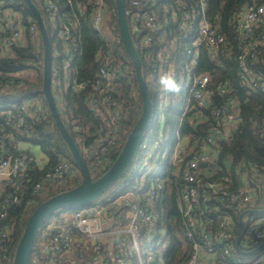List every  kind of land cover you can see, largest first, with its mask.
I'll list each match as a JSON object with an SVG mask.
<instances>
[{
	"label": "built area",
	"instance_id": "built-area-1",
	"mask_svg": "<svg viewBox=\"0 0 264 264\" xmlns=\"http://www.w3.org/2000/svg\"><path fill=\"white\" fill-rule=\"evenodd\" d=\"M41 1L55 22L59 12L56 2ZM128 3L132 8H127L132 33L137 34L144 47L152 48L160 15L164 23H176L190 43L186 45L185 58L181 62L175 55L166 54L163 57L162 54L159 64H154L159 75L172 70L179 85L183 80L187 82V92L184 93L187 103L182 109L180 124L182 126L189 122L193 129H198L196 133L185 136L181 135L179 129L171 155L178 207L187 227L184 234L192 244L189 258L183 264H227L217 259L218 244L223 246L224 255L234 256L233 264H264V218L250 215L253 210L264 207V167L256 163L238 164L235 167L241 183L238 189L234 187L230 167L229 174L215 179L216 174L223 170L218 165L221 142L233 138L241 119L240 99L230 79L216 80L213 73L204 72L206 65L203 64L202 54H207L209 60L220 65L221 59L228 58L234 46L220 26L209 18L208 0H190V4L177 2L176 5L161 0H128ZM88 8L93 28L104 30L105 17L111 14L106 0H86L78 13L83 15ZM75 27L76 23L70 21L59 33L65 51L69 53L73 48ZM233 29L237 38L241 86L248 92L256 91L264 95V75L254 69L258 59L264 58V3L245 1L236 14ZM144 30L148 32L143 34ZM38 34L36 22L31 18L25 22L21 14L12 8H3V2L0 1V60L11 57L13 47L26 46L29 40H36ZM120 43V36L114 37L109 55L102 60L100 73L93 85L101 92L103 103L108 109L105 119L113 135L122 120V103L115 99V94L118 92L116 80L125 71L112 61L113 51L117 50ZM97 55H101V50H98ZM75 56L72 55L67 61V68L73 64ZM58 75L59 71L53 70V76ZM56 82V78L53 79V83ZM20 87L8 81L0 84V94L17 92ZM73 87L79 92L88 87V82L75 79ZM159 95L161 100L165 99L166 94L160 92ZM14 109L22 115H15ZM41 109L43 104L35 107L12 104L10 109L2 113L7 116V120L5 127L0 128V220L6 218L11 206L25 199L28 172L32 165L40 166L36 155L29 150L28 142L19 141L14 148L10 143L16 137V132L29 137L31 124L48 123ZM76 129L80 131L82 127L76 125ZM160 136L162 138L163 134ZM261 136H264V130H261ZM107 140L117 144L110 135ZM25 143L29 148L23 146ZM160 145L158 141L153 145L145 143V140L142 143L139 154L142 153V164L147 165V169L155 167V164H151L155 157L160 156ZM202 164L206 166L202 167ZM143 169L140 168L141 171ZM75 174L76 169L69 161L60 160L47 172L46 180L62 183ZM42 188V184H37L34 195H38ZM165 189V183L156 182L146 191L139 189L114 199L109 197L99 204L92 203L66 216L61 223L51 227L53 237L47 238L46 231L41 234L40 247L47 256L42 264H63L60 257L71 251L77 243H83L97 254L91 260L92 264H165L164 251L168 244L162 242L161 236L165 231L160 225L162 212L158 209L164 199ZM28 203L31 204L30 201ZM219 203L245 210L241 217L249 213L248 229L243 236V226L237 235L233 217L219 212ZM214 213L215 218H212L210 214ZM10 235L9 229L0 230V246L10 239ZM258 249L260 253L255 256ZM240 250L244 251L245 257H237Z\"/></svg>",
	"mask_w": 264,
	"mask_h": 264
},
{
	"label": "trees",
	"instance_id": "trees-1",
	"mask_svg": "<svg viewBox=\"0 0 264 264\" xmlns=\"http://www.w3.org/2000/svg\"><path fill=\"white\" fill-rule=\"evenodd\" d=\"M0 1L3 2V8H12L21 14L25 22L28 18L36 22L34 16L22 0ZM33 1L44 15L53 46V70L57 69L59 71L57 77L53 76V79L56 78L57 82L52 84L54 96L58 92L61 99L62 108H60V104L55 98L59 111L80 149L83 147L81 151L87 160L91 175L94 179H97L116 160L142 109V99L134 67L122 43L117 45V50L113 51L112 58V61L121 66L125 71L116 80L118 92L115 94V99L122 103V120H120L115 135L109 132L108 122L105 120L108 117V109L103 103L101 92L93 87L100 73L101 62L109 55L114 37L119 35L115 2L114 0H106L111 14L108 21L105 22L104 20L103 22V26H106L105 29L98 31L93 28L90 21L89 8L83 15L78 13L79 7H83L86 0H54L59 9L55 22L52 21L51 15L45 10L41 0ZM245 1L247 0H208L209 18L220 26L234 48L231 50L228 58L221 59L220 65L209 60L207 54H202L203 64L206 65L204 72L213 73L216 80L230 79L233 86L236 87L237 96L240 99L241 119L233 138L230 141L221 142L218 165L223 170L218 175L216 174V178L214 177L218 179L220 176L229 174L228 167H230L234 187L237 189L241 184L235 168L238 164L247 163L249 165L256 163L264 167V136H261V130H264V95L256 91L248 92L246 88L241 86L238 77L237 38L233 29V22L239 8ZM251 1L264 3V0ZM161 2L171 5H176L177 2L190 4V0H161ZM127 8L132 10L128 0ZM70 21L76 23V27L73 29V48L71 53L65 51L64 41L59 34L60 30L66 24H69ZM158 24V28L154 32V43L151 49L142 45L141 39L138 38L137 34L133 33V37L142 55L149 94L155 105L154 119L146 133L145 143L153 145L158 141L161 144L159 150L160 156L155 157V161L152 160L151 166L155 164V167L153 166L150 170L147 169V165L144 166L142 164V153L140 152L138 158L135 160L138 164L132 168L130 167L125 175L107 193L113 195L111 198L114 199L130 191L139 189L146 191L156 182L165 183L164 199L158 205V209L162 212L160 225L165 231V234L161 236L162 242L168 244L166 251H164L165 264H183L189 258L192 244L184 234L187 227L178 207V192L175 179L172 175L171 155L177 142V132L179 129L183 136L196 133L198 129H193L189 122H185L181 126L182 110L178 102L174 103L175 98H177L176 94H166L164 100L160 99L159 94L161 91L157 84L159 74L154 64H159L162 54H164L163 57L166 54L175 55L178 62H181L185 58L186 45H190V43L176 23L166 24L160 15ZM146 32L148 31L144 30L143 34ZM98 50H101V55L99 56L97 55ZM12 53L11 57L0 60V84L12 81L15 85H20L21 87L17 92L0 94V128L5 127L7 120V116L2 113L10 109L12 104H28L34 107L37 104H43L44 109L41 114L46 117L48 123L46 125L31 124L32 131L29 133V137L26 134L16 132V137L11 140L12 143L10 144L14 148L15 144H18L19 141H24L28 142L31 146L39 147L45 154L47 163L42 168L37 165L31 166L25 183V199L20 204L11 206L6 218L0 220V230L9 229L11 232L10 239L0 246V264H12L18 241L29 216L35 208L48 198L72 189L82 180L81 173L62 140L44 100L42 93L43 47L40 35L38 34V38L34 41L29 40L26 46L13 47ZM72 55H76L75 59L70 68H67V61L72 58ZM254 69L261 71L264 75L263 57L258 59L254 65ZM33 74L35 75L34 79L30 77ZM148 76L153 80V84L151 85L147 81ZM75 79L88 82V87L82 91H76L73 87ZM179 95L182 98L184 97L183 92H180ZM14 113L15 115H22L17 109H14ZM76 125H80L82 130H77ZM168 132L170 133L167 137ZM160 134H163L162 138ZM108 135L117 144H112L111 141L107 140ZM98 145L100 150L98 154H93L92 151H89L90 154L85 153L86 150L94 147L97 148L96 146ZM60 160H67L74 166L76 169L75 176L62 183L47 181V172L55 167ZM140 168L145 169L141 171ZM37 184H42L43 188L38 195H34V188ZM85 206L59 210L45 221L38 235L30 264H34L35 262L42 264L47 258L42 253L39 243L43 231L47 232V238L50 239L54 235L53 229H51L52 226L58 225L66 216L73 214L76 210ZM218 210L219 212L228 213L233 217L237 235L240 232L241 225L243 226V236L244 231L248 229V223L246 226L244 220L247 219L249 213H245L241 217L245 210H239L237 207H229L221 203L218 204ZM255 210L250 215L256 218H264V212H262L264 207L258 209V211ZM215 215V213L210 214L212 218H215ZM262 227L264 228V222ZM242 245L241 242V248ZM259 253L260 249L257 250L255 256ZM216 255L218 260L224 261L227 264H233L234 262V256L224 255L223 246L220 244L216 246ZM96 256L97 254L92 249H87L83 243H77L71 251L64 253L60 257V262L63 264H92L91 260ZM239 256L245 257L243 250L237 253V257Z\"/></svg>",
	"mask_w": 264,
	"mask_h": 264
},
{
	"label": "water",
	"instance_id": "water-1",
	"mask_svg": "<svg viewBox=\"0 0 264 264\" xmlns=\"http://www.w3.org/2000/svg\"><path fill=\"white\" fill-rule=\"evenodd\" d=\"M22 1L34 16L41 37L43 47L42 93L44 95L46 106L62 140L72 156L74 163L81 173L82 180L72 189L48 198L35 208L29 216L23 233L18 241L12 264L31 263L38 235L40 234L45 221L51 215L59 210L70 207L85 206L99 201L115 185V183L125 175L127 170L137 159L141 145L145 140L146 133L155 114V105L149 94L144 74L142 55L136 45L130 27V13L127 10L126 0H114L119 36L124 50L134 67L135 77L142 99V109L138 120L129 132L116 160L102 176L94 179L91 175L84 154L63 120L53 93V46L44 15L33 0ZM205 166L206 164H202V167ZM239 242L240 237H238L237 244H239Z\"/></svg>",
	"mask_w": 264,
	"mask_h": 264
},
{
	"label": "rangeland",
	"instance_id": "rangeland-1",
	"mask_svg": "<svg viewBox=\"0 0 264 264\" xmlns=\"http://www.w3.org/2000/svg\"><path fill=\"white\" fill-rule=\"evenodd\" d=\"M108 18H109V15H107V16L105 17V22L108 21ZM24 75H28V74H24ZM30 77H31L32 79H34V78H35V75H34V74H33V75H30ZM147 81H148V83H149L150 85L153 84V80H152V78L149 77V76H148V78H147ZM187 86H188L187 82H186L185 80H183V81L180 83V87H181L180 92H183V93L186 94L187 90H186L185 88H187ZM182 87H184V88H182ZM176 97H177V98H175V102H174V103L178 102V104L180 105L181 110H182V109L186 106V103H187V102H186V96H184V97L182 98L179 94H176ZM55 98L57 99L58 103L60 104V108H62V107H61V99H60V96H59V93H58V92H56V94H55ZM43 109H44V108H43ZM43 109H41V110H42L41 112H43ZM64 116H66V115L64 114ZM105 120H106V119H105ZM162 120H163V117H162ZM162 120L160 119L161 122H162ZM169 133H170V132H168L167 137L169 136ZM81 147H82V146H81ZM96 147H97V148H94V149L91 150L93 154H98V152H100V150H99V145L96 146ZM81 149L83 150V147H82ZM98 150H99V151H98ZM85 153H86V154H90V152L87 153V150L85 151ZM137 164H138L137 161L134 162V163L131 165V168L134 167V166H136ZM140 165H141V163H140ZM149 169L151 170L152 168H149ZM108 193H109V192H108ZM108 193H106V195H104L99 201H97L96 204H99V203H101V202H103V201L109 199V197H113V195H110V194H108ZM244 223H245V225L247 226L248 220L245 219V220H244Z\"/></svg>",
	"mask_w": 264,
	"mask_h": 264
},
{
	"label": "clouds",
	"instance_id": "clouds-1",
	"mask_svg": "<svg viewBox=\"0 0 264 264\" xmlns=\"http://www.w3.org/2000/svg\"><path fill=\"white\" fill-rule=\"evenodd\" d=\"M162 94H179L180 85L176 80L175 72L170 70L162 72L157 79Z\"/></svg>",
	"mask_w": 264,
	"mask_h": 264
},
{
	"label": "crops",
	"instance_id": "crops-1",
	"mask_svg": "<svg viewBox=\"0 0 264 264\" xmlns=\"http://www.w3.org/2000/svg\"><path fill=\"white\" fill-rule=\"evenodd\" d=\"M23 146H24L25 148H27V147L29 148V145L26 144V143L23 144ZM29 150H30L31 152H33V153L36 155V158H37L38 164H39L40 166L43 167V165H45V164L47 163V158H46L45 154L40 150L39 147H35V146H31V145H30ZM36 264H37V262H36Z\"/></svg>",
	"mask_w": 264,
	"mask_h": 264
}]
</instances>
